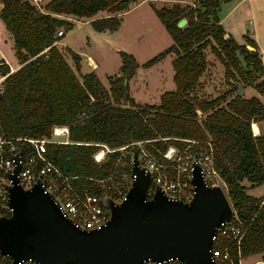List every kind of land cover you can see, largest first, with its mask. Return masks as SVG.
<instances>
[{
  "label": "trees",
  "instance_id": "16d2710c",
  "mask_svg": "<svg viewBox=\"0 0 264 264\" xmlns=\"http://www.w3.org/2000/svg\"><path fill=\"white\" fill-rule=\"evenodd\" d=\"M135 1L138 0H49L42 8L30 0H0V19L12 34L20 63L13 71L3 60L0 63L4 76L0 137L14 139L22 150L29 145L17 137L49 136L53 125H67L70 142L48 143L47 155L65 172L90 176H104L112 166L113 154L102 165L92 158L98 142L117 147L133 140L158 138L155 144L165 149L169 143L184 147L186 141L179 138L202 143L209 140L229 200L246 228L241 255L260 254L264 261V195H250L243 184L244 180L250 182V187L264 183V103L258 96L238 94L239 81L234 71L263 96L264 72L257 49L237 43L221 24V3L229 0L153 6L173 42L142 66L148 67L168 53L176 54L172 60L176 89L164 92L158 104H141L128 97V105H123L125 83L128 89V79L139 67L132 53L120 51L121 75L112 79L107 88L94 70L78 75L80 53L68 47L73 68L57 46L56 41L62 37L57 30L63 25L72 27L58 14L92 17L106 10L108 15L93 18L90 24L97 31L114 30L120 22L117 13L129 10ZM183 18L187 22L179 27L177 23ZM209 45L233 84L231 90L211 100L191 94L204 69ZM238 53L250 70L242 67ZM255 73L262 76L257 79ZM233 92L236 94L231 97ZM228 97L231 98L221 104ZM253 122L260 124L257 134L253 132ZM89 184L82 179L83 186ZM232 256L238 264L236 249H232Z\"/></svg>",
  "mask_w": 264,
  "mask_h": 264
},
{
  "label": "water",
  "instance_id": "95a60500",
  "mask_svg": "<svg viewBox=\"0 0 264 264\" xmlns=\"http://www.w3.org/2000/svg\"><path fill=\"white\" fill-rule=\"evenodd\" d=\"M186 22L183 18L177 25L182 27ZM238 85V94L244 95L245 88ZM128 97L125 83L124 105H128ZM18 170L19 166L11 175L13 185L8 187L12 214L0 216V252L11 256V264L20 259L37 264H140L149 258L176 257L187 264H213L216 228L234 212L224 189L207 186L199 167L192 179L196 193L189 203L170 200L159 191L147 200L151 176L135 160L137 177L127 199L118 206L107 199L111 211L108 223L80 230L59 213L39 187L29 190L19 185Z\"/></svg>",
  "mask_w": 264,
  "mask_h": 264
},
{
  "label": "built area",
  "instance_id": "2783aa9c",
  "mask_svg": "<svg viewBox=\"0 0 264 264\" xmlns=\"http://www.w3.org/2000/svg\"><path fill=\"white\" fill-rule=\"evenodd\" d=\"M38 1L35 0L37 6ZM64 33L63 29L57 31L58 36H63ZM89 64L96 67V64ZM253 132L257 134L254 129ZM19 139L28 143L29 147L19 150L14 139L0 137V216L12 214L8 187L13 185L11 175L17 166L19 185L29 190L39 187L64 218L75 228L86 231L102 227L110 220L111 211L106 205L107 199H111L115 206L127 199L132 182L137 177L134 171L135 160L151 176L146 190L147 200L153 199L159 191L170 200L189 203L196 193V185L192 179L197 167L207 186L227 188L214 164L209 140L202 143L194 139L179 138L186 141L184 147L169 143L165 149L155 144L158 138L133 140L117 147L98 142L95 143L98 148L92 158L102 165L113 154L112 166L104 176H90L65 172L47 155L48 143L70 142L67 125H53L49 136L16 138ZM83 178L90 182L89 186L82 185ZM245 232L246 228L234 211L231 218L216 228L212 238L213 264H236L232 249H236L238 264H242L241 241ZM11 262L12 258L8 253L0 252V264ZM16 264L37 263L31 259H20ZM140 264L187 263L176 257L163 260L149 258Z\"/></svg>",
  "mask_w": 264,
  "mask_h": 264
},
{
  "label": "rangeland",
  "instance_id": "374dc122",
  "mask_svg": "<svg viewBox=\"0 0 264 264\" xmlns=\"http://www.w3.org/2000/svg\"><path fill=\"white\" fill-rule=\"evenodd\" d=\"M30 1L35 3V0ZM48 1L49 0H39L38 7L43 8L44 4ZM174 3L186 5L188 3L191 4L192 1H135L131 3L129 10L117 13L119 18L123 17V19H120L118 27L114 30L105 31L95 30L90 24V20L108 15V11L106 10L99 11L92 17L61 14V17L69 21L72 24V27L67 28L66 25H63L59 28L63 29L65 33L60 40L56 41L57 46L73 68H75V65L67 45L81 53V68L77 71L79 76L82 73L92 70V66L88 63H91L90 59L94 61L91 57L93 56L99 65L97 70H94L107 88L110 87L112 79L121 75L119 70L122 64L120 51L132 53L139 63V67L135 74L128 79L129 97H132L136 102L141 104H158L161 95L164 92L173 91L176 88L173 79L174 68L172 64V60L176 57V54L168 53L159 61L148 67H143L142 64L163 51L173 42L171 35L156 15L153 6L157 8L163 6L170 7ZM59 15L60 14H58V16ZM219 17L224 30L231 34L237 43L244 44L247 47L248 45L254 46L257 49L260 54L259 56L264 72V0L224 1L221 3ZM227 34L225 36H227ZM11 39L12 34L6 29L0 19V47L2 50L9 51L6 53L8 57L14 56L16 58L14 43L13 40L11 43ZM214 43L218 48V44L216 42ZM87 54H90L91 56L89 57ZM238 57L242 67L245 70H250L243 55L238 53ZM1 60L4 59L0 57V63ZM12 64L16 67L20 63L17 59V62H13ZM234 75L237 81H239V83L245 88L244 96H258L264 103V96L261 95L253 85L246 83L245 79L238 72L234 71ZM255 75L257 79L262 76L259 73H255ZM245 76L248 77L249 74L245 73ZM3 79L4 76L0 73V89L3 87ZM232 86L233 84H231L230 78L226 73L225 65L214 53L213 47L209 45L205 49L204 69L195 86L191 90V94L200 99L211 100L220 94L231 90ZM235 94L236 92H233L231 97ZM231 97L222 101L221 104H225ZM203 117L204 115L200 116L199 119ZM253 123L257 124L259 130L260 124L258 122ZM243 184L247 186L246 191L250 195L258 197L264 195V183L250 187V182L244 180ZM223 188L228 196L227 188L225 186ZM10 215L11 214L8 216ZM260 258L261 256L257 254L242 257V264H264V261Z\"/></svg>",
  "mask_w": 264,
  "mask_h": 264
},
{
  "label": "crops",
  "instance_id": "0c3cea01",
  "mask_svg": "<svg viewBox=\"0 0 264 264\" xmlns=\"http://www.w3.org/2000/svg\"><path fill=\"white\" fill-rule=\"evenodd\" d=\"M60 17L62 16L61 14L59 15ZM220 21H221V19H220ZM4 24V23H3ZM222 24V23H221ZM228 33V32H227ZM229 34V33H228ZM12 40H13V37H12V39H11V43H12ZM13 43H14V40H13ZM68 47H70L69 45H67ZM71 48V47H70ZM73 49V48H72ZM74 50V49H73ZM76 51V50H75ZM9 51H5V50H2V48L0 47V57H2L4 60V62L5 63H7L9 66H10V68H11V71H13V70H15V69H17L19 66H20V64L18 65V66H16V67H14L13 66V62H17V56H16V53H15V56H16V58L13 56V57H8L7 56V54L6 53H8ZM78 53H80V52H78ZM81 54V53H80ZM89 57L91 56L90 54H87ZM93 59H94V61H95V64H96V67H91V69L92 70H94V69H96L97 70V68H98V63H97V61L95 60V58L93 57V56H91ZM89 64V63H88ZM95 71V70H94ZM97 73V72H96ZM176 89V88H175ZM246 97V96H245ZM257 255H260V254H257ZM264 263V262H263Z\"/></svg>",
  "mask_w": 264,
  "mask_h": 264
},
{
  "label": "bare ground",
  "instance_id": "6f19581e",
  "mask_svg": "<svg viewBox=\"0 0 264 264\" xmlns=\"http://www.w3.org/2000/svg\"><path fill=\"white\" fill-rule=\"evenodd\" d=\"M90 61H91L92 65L94 66V61H93L92 59H90ZM253 129H254V131H255L256 133H258V132H259V130H258V128H257V124H256V123H253Z\"/></svg>",
  "mask_w": 264,
  "mask_h": 264
}]
</instances>
